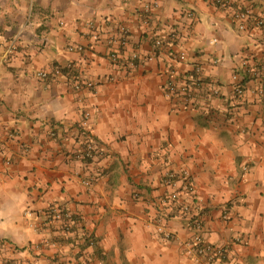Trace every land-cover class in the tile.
Here are the masks:
<instances>
[{
	"label": "crops",
	"instance_id": "crops-1",
	"mask_svg": "<svg viewBox=\"0 0 264 264\" xmlns=\"http://www.w3.org/2000/svg\"><path fill=\"white\" fill-rule=\"evenodd\" d=\"M230 1L225 11L216 0H0V264H204L184 254L188 216L162 202L177 190L164 184L170 170L191 173L196 194L181 201L200 207L205 239L227 250L223 264H264V76L243 67L264 63V33L231 20L234 8L264 15V0ZM122 26L128 52L142 58L134 69L110 58ZM15 36L18 51L2 62ZM68 63L96 90L76 91L75 77H38ZM193 66L220 95L169 101L170 72ZM89 140L100 153L85 161ZM52 206L72 215L70 232L48 221Z\"/></svg>",
	"mask_w": 264,
	"mask_h": 264
},
{
	"label": "built area",
	"instance_id": "built-area-1",
	"mask_svg": "<svg viewBox=\"0 0 264 264\" xmlns=\"http://www.w3.org/2000/svg\"><path fill=\"white\" fill-rule=\"evenodd\" d=\"M216 6L222 10H232V2L230 0H216ZM231 20L240 32H246L249 29H258L264 33V15L255 16L252 8H242L236 9L231 12ZM189 18H194L193 13H188ZM89 30L94 32V39H98L96 34L97 28L94 24L89 25ZM92 34V33H91ZM129 35L130 30L126 26H122L118 30V34L111 38L109 45L114 48L111 51L110 58L113 64L120 66L126 65L129 68H137L142 58L138 52H128L129 46ZM214 43L217 40L213 41ZM20 44V36L13 37L5 46L2 62L8 61L17 51ZM154 47L156 50H162L164 46V41L158 39L155 41ZM84 48L82 46L71 47L70 51L82 52ZM172 57L174 60L181 62L183 64L187 63V54L183 50L174 49L172 51ZM150 61L154 59V56L148 57ZM214 65H217L219 62L214 60ZM246 67V74L253 77H262L264 76V63L261 64L260 68H247V63H244ZM192 73L194 74V80L189 83V75L182 74L179 71L172 70L170 72V79L168 80L165 87V96L169 101H178L184 102L186 105L196 104L198 100V95L203 91L209 93L210 96L218 97L220 91L218 88L213 87L208 81L205 80L203 75L202 66H193ZM78 76V69L73 63H68L66 66H55L51 72L41 71L38 73V77L43 80L63 78V77H75L74 89L78 92L83 90L93 91L96 90L98 84L94 81L85 80ZM192 79V78H191ZM232 81L234 85L235 93L238 97L243 96L245 92V87L242 82H240L239 74H234L232 76ZM260 98L264 101V86L261 87L258 91ZM92 120V113L89 110H86L83 115L81 122V130L84 134H87L89 138L88 131L90 130V124ZM99 149L93 141H87L85 148L82 153L79 155L82 160L92 161L99 154ZM10 163V162H8ZM164 184L171 187L177 188L172 194L162 200L163 204H172L177 206L178 210L182 215L188 216L190 227L192 230L191 236L184 243V254L190 258L200 260L204 264H223L227 258V250L223 247L216 246L208 242L204 235V215L201 212L200 207L195 203H188L181 201V196L183 194L195 195L196 194V183L193 180L191 173L188 170H183L181 172L170 170L166 172L164 176ZM86 186H90V181L85 182ZM179 190V191H178ZM136 197H138L136 195ZM230 212L228 210L224 211V218H228ZM47 218L49 222H62L64 225V230L70 232L71 226L73 224L72 215L65 209L52 206L47 212ZM157 231L163 236L167 241L171 240L173 235L169 232L165 225L161 222L155 223ZM241 239L238 238L239 242ZM90 244H94L93 240H90ZM2 264H9L4 262Z\"/></svg>",
	"mask_w": 264,
	"mask_h": 264
},
{
	"label": "trees",
	"instance_id": "trees-1",
	"mask_svg": "<svg viewBox=\"0 0 264 264\" xmlns=\"http://www.w3.org/2000/svg\"><path fill=\"white\" fill-rule=\"evenodd\" d=\"M190 74H191V75H190ZM188 75H189V77H190V79H189L188 82L190 83L191 80H192V81L194 80L195 76H194V74L192 73V71H190ZM191 78H192V79H191ZM64 231H65V230H64ZM65 232H66V231H65Z\"/></svg>",
	"mask_w": 264,
	"mask_h": 264
}]
</instances>
